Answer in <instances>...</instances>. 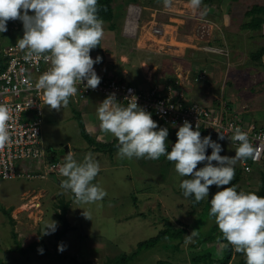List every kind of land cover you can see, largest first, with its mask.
<instances>
[{"label":"rangeland","instance_id":"obj_1","mask_svg":"<svg viewBox=\"0 0 264 264\" xmlns=\"http://www.w3.org/2000/svg\"><path fill=\"white\" fill-rule=\"evenodd\" d=\"M256 4L264 5V0H202L200 10L206 7L207 13L201 17L190 0H172L170 7H165L163 0H113L115 16L111 21L103 20L104 34L99 45L90 51L93 58L98 54L102 57L94 68L97 74L142 84L176 77L199 102L213 105L214 101L225 100L238 108L245 120H264V51L260 59L251 58L252 52L264 47V22L258 28L245 26L251 20L246 12ZM7 23V31L0 33V43L8 46L22 37L23 25L19 19ZM196 76L210 85L198 87ZM207 92L211 99H206ZM44 111L41 138L49 160L62 164L67 147L78 162L86 153H94L100 171L93 183H99L107 194L100 201L77 203L70 191L61 188L64 177L59 172L47 179L0 178V264H76V255L84 258L86 264H102L110 257L130 253L140 240L157 234L168 222L187 230L181 243L174 239L171 245L165 246V241L159 244V248H164L161 254L169 260L192 264L197 255L206 252L215 258L223 256L222 242H209V246L201 240L215 223L213 217L199 216L208 200L195 202L192 197H183L179 184L185 177L174 171V161L160 156L155 160L134 157L133 162L118 156L117 150L106 152L97 148L83 136L76 116L79 110L70 100L59 110L45 104ZM83 114L90 115L89 132L97 141L115 138L100 127L96 110ZM158 127L168 128L166 143L174 144L176 131L166 124ZM209 134L213 140L218 139L215 133L204 136ZM219 143L221 155L235 154L229 141ZM235 166L242 169L240 161ZM263 172L264 167L251 172L242 169L243 180L236 182L238 190L259 195ZM26 190L30 192L23 194ZM58 191L62 195L54 199ZM62 197L70 199L69 221L76 228L66 233V243L63 239L60 243L66 247L58 251L54 244L62 224L57 217V201ZM134 197L140 204L134 202ZM83 209L90 218L83 215ZM140 210L145 212L144 216L139 214ZM128 212L130 219L120 220ZM51 219L58 222L57 230L42 233L45 222ZM193 230L194 240L186 245L185 235ZM101 236L106 245L97 244L99 248L92 250L95 245L90 241L98 237V242ZM34 241L38 242L36 248L31 247ZM177 243L180 251L174 249ZM88 244L93 253L85 249ZM38 247H43V254L37 251ZM77 247L81 249L75 251ZM156 251V247L139 250L130 264H155L159 258ZM242 257L244 253L234 248L232 259Z\"/></svg>","mask_w":264,"mask_h":264},{"label":"clouds","instance_id":"obj_2","mask_svg":"<svg viewBox=\"0 0 264 264\" xmlns=\"http://www.w3.org/2000/svg\"><path fill=\"white\" fill-rule=\"evenodd\" d=\"M171 2L163 0L165 7H170ZM201 4L202 0H190L191 7L199 10L203 17L207 8L200 10ZM10 19L22 21L23 35L18 38L16 46L26 51L25 59L42 56L45 61H50V66L38 76L34 85L42 91L44 102L50 109L59 110L66 106L82 82H86L83 84L85 88L94 89L99 85L101 77L94 64L102 57L90 55L104 34L98 0H0V33L7 31ZM175 78L154 80L144 86ZM128 91L132 93L131 89ZM127 98L129 102L125 105L114 92L109 93L96 109L100 127L118 140L117 155L153 160L165 155L174 161L176 172L185 177L179 184L183 197H192L195 202L207 199L209 216L214 218L228 244L244 253L246 264H264V196L254 191L238 190L237 185L231 183L237 161L255 158V148L248 133L239 126L230 125V136L218 132V139L213 140L210 134L202 137L198 126L194 128L190 121L184 120L174 130L177 139L169 150L166 144L168 128L158 127L151 112L138 105L136 94ZM217 102L214 101L213 105ZM12 111L10 105L0 103V147L10 142ZM225 138L236 143L232 156L221 155L219 140ZM208 148H211L210 154H207ZM198 162H204L203 166L197 167ZM99 171L100 164L94 153H86L78 162L69 151L59 165V173L64 177L60 186L70 191L77 203L100 201L107 193L99 183H93ZM211 185L218 190L209 199ZM83 215L90 218L85 209ZM57 226L58 222L51 219V222H45L42 233H54ZM195 235L196 230L186 234L184 243L193 242ZM65 247L58 245V251ZM37 251L43 254L44 249L38 247Z\"/></svg>","mask_w":264,"mask_h":264},{"label":"built area","instance_id":"obj_3","mask_svg":"<svg viewBox=\"0 0 264 264\" xmlns=\"http://www.w3.org/2000/svg\"><path fill=\"white\" fill-rule=\"evenodd\" d=\"M25 55L26 51L16 45L3 46L0 43V103L10 105L13 110L9 121L10 142L0 147V178L4 179L43 178L50 170L58 171L59 164L55 161L49 163L48 170L32 168L33 164L44 162L47 152L41 138L45 102L42 91L34 85L38 76L50 66V61H45L42 56L26 60ZM84 83L78 84L77 93L71 96L75 101L90 95L104 99L114 92L126 105L129 102L127 97L134 93L138 105L151 112L153 119L174 130L188 120L194 128L198 126L205 133H215L218 137V132H222L227 137L231 135L230 125L239 126L248 133L255 148V158L240 160L243 170L251 172L255 167H264V120H245L244 114L225 100L211 106L194 100L179 78L139 87L105 78H101L94 89L85 88ZM229 142L236 147V143Z\"/></svg>","mask_w":264,"mask_h":264},{"label":"trees","instance_id":"obj_4","mask_svg":"<svg viewBox=\"0 0 264 264\" xmlns=\"http://www.w3.org/2000/svg\"><path fill=\"white\" fill-rule=\"evenodd\" d=\"M98 14L99 16L106 21H111L113 20L114 16H115V12H114V7H113V0H98ZM247 15L251 16V20L248 21L247 23H245V26L248 27H252V28H258L261 27L263 22H264V17H261V14H264V5H260V4H256L253 5L247 12ZM11 20V19H10ZM3 45V44H2ZM11 45H16V44H11ZM6 46V45H3ZM263 51H264V47H261L260 49H258L255 52L251 53V58L254 59H260L263 55ZM201 62V61H199ZM201 72V71H200ZM199 72V73H200ZM199 73L197 75H199ZM101 78H105L108 80H117L118 82H129L132 85H136L137 87L139 86H144L145 83H138L135 81H130L127 80L125 78H117L114 76H110L107 75L105 73L102 74H98ZM200 76H196L195 77V81H199L200 80ZM100 99V101H102V96L97 95ZM97 96H88L86 99H82L79 101H75L73 99V97H70L69 100L72 101L74 104H76V106L80 103L86 102V101H90L93 100L95 97ZM99 105V104H98ZM79 110V109H78ZM79 112H81L79 110ZM76 112V116L79 120L80 126H81V131L82 134L85 138L88 139V141L92 144V145H96L97 148H103V150H106V152H114L117 150V145H118V140L117 139H113L111 141L106 142H99L95 139V137L87 130L86 125L84 124L85 122L82 119V113ZM154 120L157 121L158 120L156 118H154ZM174 132V129H171ZM201 132V136L203 137L205 132L203 130L200 129ZM167 144V143H166ZM168 145V144H167ZM169 146V150L171 148L170 145ZM211 151L208 148L207 149V154H210ZM162 157H165V155H161ZM134 157L130 159V161H133ZM134 162V161H133ZM204 162H198L197 167H201L203 166ZM165 170V169H164ZM174 171L175 168H174ZM263 174V181H262V186L260 187V191H259V195L260 196H264V172ZM243 180V175H242V169L239 166H235V175L233 177V180L231 181V183L236 184V182ZM221 187H226V186H221ZM210 199L212 197V195L218 190L217 187L215 185H211L210 186ZM238 189V188H237ZM138 191V190H137ZM135 200L134 202L139 203L141 201H139L138 199H136V197H134ZM135 205V203H133ZM59 208V209H58ZM69 208V202L67 201H62L58 206H57V217L60 220L61 224H62V228L61 231L56 235L57 238V243H55V247L58 248V245H60L61 240L63 239V237L66 235V233L70 230L73 229V226L71 225L70 221L68 220L67 217V210ZM209 208H210V204L207 201L205 206H204V210H202V212L199 214V216H203V219H206L209 216ZM141 215H145L144 211L140 210ZM134 215H138V214H134ZM198 216V217H199ZM165 218V217H164ZM167 218V217H166ZM165 218V219H166ZM168 222V219L166 220ZM194 225V224H193ZM196 228V227H195ZM186 228L185 227H174L172 225L171 222H168L167 224L165 223V227L163 229H160L159 232L153 236H150L149 238L143 239L141 241H139L136 245V247L130 251V253H121L119 255H116L114 257H110L106 260V262L102 263V264H130V261L133 260V257L138 253L139 250L142 249H149L152 247V249L154 247H156V252L159 253V258L157 259V261L155 262V264H179V263H175L172 260H169L168 258H166V254H161L164 251V248H159L161 246H159V244L162 241H165V246L171 245V243L173 241H179V243H181V241L184 238V233L186 232ZM14 233V232H13ZM14 235H16L14 233ZM176 239V240H174ZM201 240L205 243H208L209 246H212V244H209V242H214V241H220L222 242V249H223V256L220 258H215L212 256V254L210 252H206L200 255H197L193 260H192V264H197L200 262H206L208 264H246V260L245 257L240 258V260H233L232 256H233V249L234 247L231 246L230 244H228V242L226 241L225 238H223L221 231L219 230L216 222L207 230V234L201 238ZM179 243L175 244L174 249H176L177 251H180L178 249H181V246L179 245ZM38 245V242H33L31 247L36 248V246ZM217 245H215L216 247ZM34 259L37 260V258L35 256H33ZM74 258V257H73ZM76 262V264H86L83 261L78 260L77 258L74 260Z\"/></svg>","mask_w":264,"mask_h":264},{"label":"crops","instance_id":"obj_5","mask_svg":"<svg viewBox=\"0 0 264 264\" xmlns=\"http://www.w3.org/2000/svg\"><path fill=\"white\" fill-rule=\"evenodd\" d=\"M203 80H199V81H196L197 83H198V87L199 86H202V85H204V86H209L210 84H208V81H203ZM196 84V83H195ZM213 84V83H212ZM214 85V84H213ZM198 91V90H197ZM196 93H198V92H196ZM207 94H208V92H207ZM192 95V94H191ZM192 97H193V95H192ZM194 98V97H193ZM212 97H211V95H209L208 94V96H206V99H211ZM195 99H198L197 97H195ZM200 100V99H199ZM94 101H97V102H94ZM97 103L99 104L100 103V99H99V97L97 96V97H95L93 100H90V101H86V102H83V103H79L78 105H77V108L79 109V110H81V113H82V117H83V119H84V121H85V124L87 125V130L88 131H90L91 130V128H92V126L90 125V120H91V118H90V115H86L85 116V114H83L84 112L86 113L87 111H91V113L93 112V110H96L97 108L96 107H98V106H95V104L97 105ZM85 117H86V120H85ZM99 123V122H98ZM89 126H91V128L89 127ZM96 133V132H95ZM91 134H93V133H91ZM99 134H100V132H99ZM104 140V142H108V141H106L107 139H103ZM45 147V146H44ZM46 148V147H45ZM46 151H47V149H46ZM68 151H70L69 149H68ZM48 152V151H47ZM47 152H46V154H45V156H44V162H42L41 164L40 163H35V164H33L32 165V168H34V169H37V170H48V168H49V163L50 162H52L51 160H49V156L47 155ZM42 166V167H41ZM42 168V169H41ZM259 168V170L262 168L261 166L260 167H258ZM55 172H59V170L58 171H48L47 172V175L45 176V177H43V179H47L48 178V176L49 175H51V174H53V173H55ZM30 192V190H26V191H24L23 192V194H28ZM59 193L58 194H56L55 196H54V199L55 198H57L58 196H59V194H60V196L62 195V192H60V191H58ZM39 194H42V190L39 192ZM64 196V195H63ZM64 198V199H63ZM62 199L64 200V201H67V202H69L70 201V199H68V198H66V197H62L60 200L58 199V205L62 202ZM69 200V201H68ZM40 205H41V203H40ZM59 209V208H58ZM69 209V208H68ZM69 213H70V211L68 212V210H67V217H68V220H70L69 219ZM122 218V219H121ZM120 218V220H123V219H130V212H128V213H124V216H122ZM71 223V222H70ZM71 225L73 226V229L74 228H76V225L72 222L71 223ZM100 235H98V237H99ZM97 237V238H98ZM97 238H95V239H93L92 241H90V244L92 243V244H94L95 246L93 247V249L92 250H95V249H98L99 247H97V244L98 245H102V246H105L106 244L105 243H107V242H105L103 239H102V236H101V238L99 239V241L97 242ZM66 241H67V237H66V235L63 237V242H64V244L66 243ZM141 241V240H140ZM34 242H36V241H34ZM81 247V246H80ZM85 247V246H84ZM83 247V248H84ZM82 248V247H81ZM81 248H79V247H77L76 249H75V251H78V250H80ZM101 248H103V247H101ZM85 249H87L88 251H90V253H93L92 251H91V249H90V246H89V244H88V246L87 247H85ZM102 251L104 250V249H101ZM77 256V258H78V260H80V261H82V259H84V258H80V255H76ZM83 262H85V261H83Z\"/></svg>","mask_w":264,"mask_h":264},{"label":"water","instance_id":"obj_6","mask_svg":"<svg viewBox=\"0 0 264 264\" xmlns=\"http://www.w3.org/2000/svg\"><path fill=\"white\" fill-rule=\"evenodd\" d=\"M67 151H68V147H67ZM69 152V151H68Z\"/></svg>","mask_w":264,"mask_h":264}]
</instances>
